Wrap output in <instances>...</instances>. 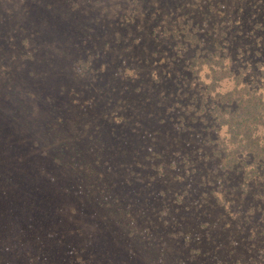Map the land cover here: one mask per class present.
<instances>
[{
	"label": "rangeland",
	"instance_id": "rangeland-1",
	"mask_svg": "<svg viewBox=\"0 0 264 264\" xmlns=\"http://www.w3.org/2000/svg\"><path fill=\"white\" fill-rule=\"evenodd\" d=\"M216 44L236 73L256 76L264 0H0V199L6 170L42 162L55 137L86 164L76 159L97 192V237L121 229L141 243L149 229L164 246L163 259L140 248L125 264H169L164 250L175 247L193 264H264L257 184L222 197L202 176L219 130L190 59ZM77 212L78 231L91 232L96 223ZM6 257L0 264H14Z\"/></svg>",
	"mask_w": 264,
	"mask_h": 264
},
{
	"label": "trees",
	"instance_id": "trees-1",
	"mask_svg": "<svg viewBox=\"0 0 264 264\" xmlns=\"http://www.w3.org/2000/svg\"><path fill=\"white\" fill-rule=\"evenodd\" d=\"M204 50L191 57L190 66L202 70L200 82L204 88L199 89L200 100H206L204 96L208 95L209 123L219 132L204 152L205 160L200 165L207 167L202 176L215 177L222 197L225 192L242 195L247 183L253 181L257 187L251 197H256L264 210V61L256 57L252 64L254 68L260 66L255 69L256 76L250 71L243 77L236 73L228 51L221 45ZM49 140L54 151L40 152L42 162L34 160L31 167L29 161L20 162L18 158V165L6 170L12 175L8 176L10 182L0 199V253L6 254L7 260H14V264H36L41 259L54 264H125L124 260L134 259L140 248L146 255L151 248L161 257L164 246L151 238L149 229L141 232L146 235L141 243L115 235L121 229L108 232L107 239L97 237L94 231L101 221L88 217L91 195L97 192H93L84 167L76 163L82 159L74 158L69 149L58 150L54 146L57 138ZM42 163L49 165L47 172L40 171L44 169ZM101 198L95 202L99 204ZM79 209L84 211L80 215L86 220L96 223L89 233L78 231L83 229L78 220L82 219ZM118 244L125 251H117ZM164 253L169 264H193L192 258L180 255L177 247Z\"/></svg>",
	"mask_w": 264,
	"mask_h": 264
}]
</instances>
